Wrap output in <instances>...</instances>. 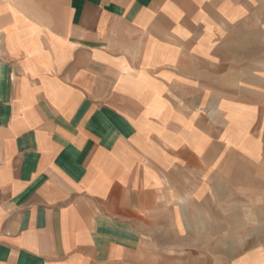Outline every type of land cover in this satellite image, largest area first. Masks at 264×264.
<instances>
[{
  "label": "crops",
  "instance_id": "0c3cea01",
  "mask_svg": "<svg viewBox=\"0 0 264 264\" xmlns=\"http://www.w3.org/2000/svg\"><path fill=\"white\" fill-rule=\"evenodd\" d=\"M16 5L0 264H264V0Z\"/></svg>",
  "mask_w": 264,
  "mask_h": 264
},
{
  "label": "rangeland",
  "instance_id": "374dc122",
  "mask_svg": "<svg viewBox=\"0 0 264 264\" xmlns=\"http://www.w3.org/2000/svg\"><path fill=\"white\" fill-rule=\"evenodd\" d=\"M4 1H8L7 4L9 5L7 7L0 6V29L6 31L8 38L9 36H13L14 34H17V36L24 41L28 39L35 40L38 37H41L44 32V28L30 25L25 26L26 20L23 18L22 14H19L21 12L18 10V7L16 5L17 0H0V3ZM15 12H17L18 15H16ZM18 17H21L19 23H17ZM28 36L30 38L27 39ZM30 48V46L26 47L27 52L30 51ZM256 237L257 236H253V239H256ZM201 254H206V252H201ZM203 257L204 256L201 257V262H204L203 260L205 259V257ZM215 259L216 261H218L219 259H221V257L215 255Z\"/></svg>",
  "mask_w": 264,
  "mask_h": 264
}]
</instances>
